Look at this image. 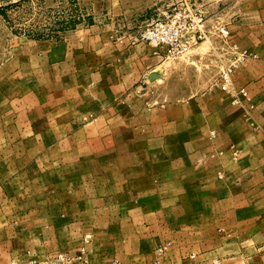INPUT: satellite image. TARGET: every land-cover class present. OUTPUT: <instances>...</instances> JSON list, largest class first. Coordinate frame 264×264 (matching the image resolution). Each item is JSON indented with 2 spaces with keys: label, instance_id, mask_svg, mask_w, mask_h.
<instances>
[{
  "label": "crops",
  "instance_id": "crops-1",
  "mask_svg": "<svg viewBox=\"0 0 264 264\" xmlns=\"http://www.w3.org/2000/svg\"><path fill=\"white\" fill-rule=\"evenodd\" d=\"M84 32L83 50L97 42L104 66L132 75L74 76L78 95L0 89V114L30 98L38 108L50 102L40 120L3 127L27 136L0 138V194L44 185L34 207L3 200V209L44 211L36 248L25 241L19 254L61 253L75 264H155L157 249L171 242L168 264H264V140L252 139L249 116L227 95L225 105L202 94L139 106L131 89L149 84L155 72L147 47L123 54L115 47L106 59L107 40ZM236 115L247 119L237 122ZM12 242L4 243L0 264H16ZM82 255L84 263L76 260Z\"/></svg>",
  "mask_w": 264,
  "mask_h": 264
},
{
  "label": "rangeland",
  "instance_id": "rangeland-1",
  "mask_svg": "<svg viewBox=\"0 0 264 264\" xmlns=\"http://www.w3.org/2000/svg\"><path fill=\"white\" fill-rule=\"evenodd\" d=\"M182 1L185 0H0V89L5 86L21 91L58 90L60 95L67 89H74L75 95H78L81 93H77L79 82L74 76L86 78L101 72L114 75L117 71L121 76L132 75L133 71L129 68L116 70L115 66H104V60L99 59L97 42L83 50L84 41L89 38L84 31L94 30L90 33L91 38L107 40L106 59L114 57L115 47H120L122 54L131 51L134 45L144 44L147 47V57L151 59L149 65L155 72L149 84L139 82L131 89L135 91L139 106L155 107L165 101L177 103L202 94H209L207 101L215 98L214 101L224 105L228 98L226 95L230 96L232 105V88L237 91L245 88L252 99L251 105H246V109L234 107L249 118L240 116V113L236 115V120H249L252 139L264 140V0L200 2L206 5L205 30L209 33L208 39L200 42L187 55L168 59L142 42L140 36L161 12ZM222 27H227L228 38L221 36ZM73 47L75 57L67 60L66 54L72 53L70 49ZM242 54H247L244 62L240 60ZM230 67L234 69L233 80L227 84L222 75ZM103 68L107 71L104 72ZM26 101V106L12 107L10 114H0V138L27 136L24 131L9 130L14 129L11 126L5 131L3 127L16 122L28 124L40 120V108L50 103L49 98L43 99L38 108L35 98ZM56 101L53 99V102ZM43 188L41 182H36L27 188L26 194H0V257L3 259L1 253L8 248L4 243L13 241V248L18 252L13 260L16 264H75L73 259L61 253H47L43 258L32 254L28 256L30 259L19 254L24 247L22 244L27 243L31 250L36 248L34 237L41 230L40 220L44 211L35 208L3 209V200L16 202V206L21 201L28 202L34 207L37 202L43 201ZM252 197L257 199L259 195L253 194ZM261 199L264 200V193ZM165 245L157 249L155 264H168L173 243L168 252L161 255L160 250ZM77 259L85 262L84 255Z\"/></svg>",
  "mask_w": 264,
  "mask_h": 264
},
{
  "label": "built area",
  "instance_id": "built-area-1",
  "mask_svg": "<svg viewBox=\"0 0 264 264\" xmlns=\"http://www.w3.org/2000/svg\"><path fill=\"white\" fill-rule=\"evenodd\" d=\"M223 0H185L178 5H174L172 9L161 12L157 19L148 25L140 39L148 44L154 50L160 51L168 59H177L187 55L200 42L208 39L209 33H206L205 28L207 21L206 5L201 4L206 2L221 3ZM220 34L224 38H228L230 33L227 27L220 29ZM234 48L237 49L235 46ZM247 58V54H242V62ZM239 60V61H240ZM234 69L228 68L222 75L225 83H232V73ZM231 86V84H230ZM233 106H238L246 109V105H251L252 99L247 89L234 90ZM172 243L166 244L161 250L163 255L168 252Z\"/></svg>",
  "mask_w": 264,
  "mask_h": 264
},
{
  "label": "water",
  "instance_id": "water-1",
  "mask_svg": "<svg viewBox=\"0 0 264 264\" xmlns=\"http://www.w3.org/2000/svg\"><path fill=\"white\" fill-rule=\"evenodd\" d=\"M152 79H153V77H152Z\"/></svg>",
  "mask_w": 264,
  "mask_h": 264
}]
</instances>
